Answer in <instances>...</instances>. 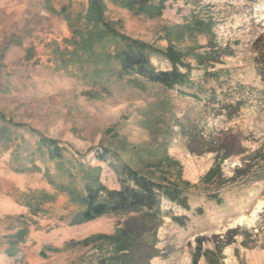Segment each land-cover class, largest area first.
Listing matches in <instances>:
<instances>
[{
	"label": "rangeland",
	"instance_id": "rangeland-1",
	"mask_svg": "<svg viewBox=\"0 0 264 264\" xmlns=\"http://www.w3.org/2000/svg\"><path fill=\"white\" fill-rule=\"evenodd\" d=\"M88 9L0 0V264H264V0H164L153 15L106 1L156 69L181 53L196 86L173 89L122 74L119 37L79 49ZM122 164L185 205L82 220L86 185L121 189Z\"/></svg>",
	"mask_w": 264,
	"mask_h": 264
},
{
	"label": "trees",
	"instance_id": "trees-1",
	"mask_svg": "<svg viewBox=\"0 0 264 264\" xmlns=\"http://www.w3.org/2000/svg\"><path fill=\"white\" fill-rule=\"evenodd\" d=\"M106 1H112L122 7L132 8L149 15L158 13L164 3V0H158L160 6H153V4L148 3V0H89L86 24L90 28L86 31H78L80 39L76 40V44L79 49L90 52L99 41L119 37L125 41V45L116 56L122 74L137 75L146 81L162 84L169 89L183 85L190 88L196 86L195 81L191 79L190 65L183 63L180 58L181 53L174 52L171 48L162 52L166 60L171 63V69L167 71L156 69L150 59V54L155 50L150 45L126 37L114 28V22L106 20ZM183 66H186L187 71L180 69ZM179 90L183 92L181 88ZM189 94L195 96L194 98L199 96L196 93ZM241 103L240 101L239 104ZM1 132L5 135L7 129L1 128ZM39 144L45 145L49 149L50 159L60 160L64 157L66 148L59 145L57 140L41 135ZM96 156L101 161L108 159L107 151L96 153ZM116 170L120 175L121 189H108L102 184L99 176L94 177L92 183L86 185V195L82 198L86 208L81 212L82 220L88 221L110 212L140 209L147 210L149 216L155 217L161 211L163 199L185 205V196L179 187L163 185L148 179L139 175L126 164L116 165ZM186 208L190 209L189 207Z\"/></svg>",
	"mask_w": 264,
	"mask_h": 264
}]
</instances>
